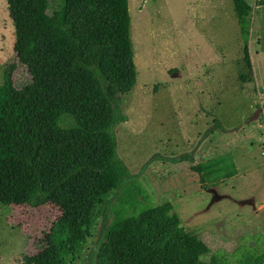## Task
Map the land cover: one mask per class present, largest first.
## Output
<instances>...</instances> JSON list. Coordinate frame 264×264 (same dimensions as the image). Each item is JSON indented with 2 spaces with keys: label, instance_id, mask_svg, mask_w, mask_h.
Returning <instances> with one entry per match:
<instances>
[{
  "label": "trees",
  "instance_id": "trees-1",
  "mask_svg": "<svg viewBox=\"0 0 264 264\" xmlns=\"http://www.w3.org/2000/svg\"><path fill=\"white\" fill-rule=\"evenodd\" d=\"M231 1L246 70L238 77L246 82L251 7ZM4 2L12 50L30 81L16 88L6 69L0 84V206L57 211L32 237L23 264H75L97 218L86 264H264V252L249 244L233 263L232 253L212 251L181 225L169 201L152 204L118 157L113 128L127 120L120 96L135 80L127 0H64L51 13L48 0ZM174 160L190 161L209 186L237 174L229 152Z\"/></svg>",
  "mask_w": 264,
  "mask_h": 264
},
{
  "label": "rangeland",
  "instance_id": "rangeland-1",
  "mask_svg": "<svg viewBox=\"0 0 264 264\" xmlns=\"http://www.w3.org/2000/svg\"><path fill=\"white\" fill-rule=\"evenodd\" d=\"M246 1L251 79L242 82L231 0H127L135 80L120 96L127 120L113 128L118 157L151 203L169 201L181 225L212 251L232 253L231 263L248 244L264 252V4ZM63 2L48 0L47 12ZM12 43L0 0V84L9 69L20 88L30 75ZM219 151L231 153L237 174L212 186L198 181L190 161L174 160L188 153L196 163ZM56 214L50 205L0 206V264H23L32 237ZM100 225L97 218L75 264H86Z\"/></svg>",
  "mask_w": 264,
  "mask_h": 264
}]
</instances>
